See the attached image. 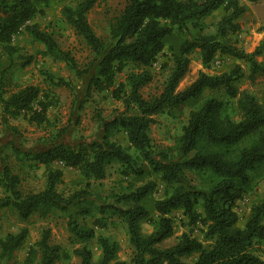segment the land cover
<instances>
[{
    "label": "trees",
    "instance_id": "1",
    "mask_svg": "<svg viewBox=\"0 0 264 264\" xmlns=\"http://www.w3.org/2000/svg\"><path fill=\"white\" fill-rule=\"evenodd\" d=\"M98 1L68 0L61 9L65 22L95 54L97 71L89 81L88 93L92 89L113 88L117 73L130 63L137 70L127 73L125 81L112 89V96L122 102L125 110L103 121L101 141L68 145L57 141L64 132L61 130L42 151L26 152L10 143L18 162L32 169L44 168L45 185L38 191H24L21 175L3 157L0 210L13 208L25 221L33 215L46 217L58 211L67 217L73 246L69 252L52 244L51 231L44 230L30 247L27 264L68 262L72 256H77L81 264H126L115 260L119 242L112 236L97 233L112 218L126 226L133 249L132 264H264L257 247L264 240V190L261 198L252 203L243 226L238 224L236 211L237 203L253 189L256 175L264 171V93L258 97L236 87L235 82L243 76L241 65L216 74L200 71L190 85L178 90L196 51L204 67H209L217 54L229 55L246 62L251 80L259 75L264 77V64L256 60L259 49L248 53L229 37L240 31L237 19L245 12V6L239 0H127L109 23L106 42L88 20ZM51 2L0 0L1 124L14 134L18 128L11 121L19 118L36 126L48 124L49 110L58 101L52 89L42 91L35 84H16L15 90L7 95L8 75L16 60L20 59L22 67L34 60V55H18L21 49L12 43L15 36L28 32L43 46L38 51L40 55L65 63L78 77L90 71V67L81 69L72 53L61 48L50 30L34 22ZM219 9L223 14L215 32H206L204 19ZM175 33L180 44L162 65L166 75L161 91L146 98L142 89L154 79L151 68L165 50V39ZM45 75L53 87L72 88V83L64 77L49 72ZM206 90H223L234 99L239 118L230 115L227 102L210 96L186 115L172 146L157 145L151 136L155 116L176 117L190 101L202 98ZM98 118L103 120L101 114ZM121 133L128 145L119 140ZM54 162L78 171L84 188L69 194L63 192L59 186L64 173L62 168L53 166ZM114 166L123 176L156 175L164 184L163 196L153 202L155 220L152 221L151 211L144 205L156 191V182L152 180L111 195L112 202L99 204L87 199L93 183L106 179ZM189 173L206 178V188L193 184ZM177 210L188 219L189 225H203L204 240L183 232L175 244L161 248L159 245L174 235L172 214ZM87 219H92V226L84 222ZM147 220L153 225L149 234L142 232V222ZM28 236V228L23 227L0 237V262L12 259ZM92 241L100 248L96 263ZM194 254L198 255L193 261L183 260Z\"/></svg>",
    "mask_w": 264,
    "mask_h": 264
},
{
    "label": "rangeland",
    "instance_id": "2",
    "mask_svg": "<svg viewBox=\"0 0 264 264\" xmlns=\"http://www.w3.org/2000/svg\"><path fill=\"white\" fill-rule=\"evenodd\" d=\"M67 2L68 0H52L50 5L45 8L44 14L37 15L34 19V22L39 23L42 28L50 30L61 48L72 53L81 69L90 67V71L87 74L78 77L65 65V63L55 60L51 57H43L40 55L38 51L43 49V46L36 42L32 36L28 34V32L22 31L19 35L15 36L12 43L20 47L21 50L20 54L18 55H34V60L31 64L25 67L20 65V59L16 60V64L10 68V73L8 75L10 82H8L7 86V95L15 90L16 84H35L39 86L42 91L52 89V91L58 97L57 103L50 108L48 113L50 122L46 125L44 124L39 126L41 130L39 128L34 130V128H32L33 126L22 118L11 121V123L16 125L18 128L17 135L21 141L19 145L33 146L34 142L47 143V137L41 136L44 130L50 131L49 138H53V140L55 135H58L61 130H64L61 136L63 134L65 135L68 130L66 135H68L69 138L71 136L70 139L75 141V143H79L80 141H88V139H84L85 137L88 138V135H85V133L89 129V126L94 123V119L98 117L97 115L99 113L102 114L104 118H106L113 115L116 111L120 112L119 110H125L122 102L112 96V89L125 81L127 73L137 69L133 66V64L130 63L123 69V71L117 73L115 78V86L113 88L105 89L103 91L92 89L88 93L87 85L90 81L89 79L91 75L95 74L97 71V61L91 48L63 19L61 9ZM126 2L127 0H99L89 12L88 20L91 26L93 27L96 34L104 41H109V23L121 12V10L126 5ZM206 21L208 22L206 24L207 26H210L213 23V19ZM207 28L208 30H206V32L209 33L210 31H213L214 27L211 25ZM165 44V50L151 68L154 73L153 81L142 89V93L146 98L151 95L158 94L161 91L162 82L166 75L162 65L171 56L172 51L178 48L180 44V37L175 33L165 39ZM237 65H243V63L240 64L231 59L219 57L217 62H213L209 65V67H204L202 64H198L197 52H195L192 54V61L189 71L186 74L184 81L182 80V85H190L198 76L200 71L216 74L224 71H230ZM45 72H49L56 77H64L68 79L72 83V88L65 86L53 87V85L48 83ZM242 74L243 76L238 80V89L249 91L256 96L261 97L264 93V79L261 76H257L254 80H249L247 78L249 69L245 65L242 67ZM210 96H216L219 99L227 102L230 115L234 119L239 118L236 102L234 99L229 98L223 90H206L202 98L199 100L190 101L185 106L183 112L177 113L176 117H171L167 114H161L158 116L156 115V122L152 125L151 129V136L154 142L157 145L163 147L172 146L174 144V137L179 132L180 126L185 120L186 115L192 109L199 107ZM99 99L104 100L105 106L97 107L95 109L94 105L97 101H99ZM89 101H91V105H93L90 109L89 116L85 118L82 117L80 123H77V118H73L72 121L74 123L69 124L68 122H70V119L75 115L74 114L71 115L70 119H68V122H63L69 113L72 114V112H69V109H71L70 106L72 104L73 107H75L76 103H78L81 106L84 105L85 108ZM87 108L88 107H86V109ZM93 112L94 114H92ZM75 120L77 124H75ZM69 126H75V128H71L72 130L69 132ZM37 133H39L40 136H36L38 135ZM24 137H27L28 139ZM30 137L32 138L29 139ZM37 137H43V139L41 140V138ZM119 140L124 145H128V141L124 134H119ZM9 142L14 143L13 140H10L5 142V144L1 147L0 163L1 159L5 157L13 170L21 175L22 187L24 191L29 192L43 189L45 185V177L43 174L44 168L40 167L32 169L29 168L26 163L18 162L15 159L11 146H9ZM6 143H8V145ZM63 173V182L59 186L63 192L69 194L84 188L82 176L78 171L69 168ZM188 175L193 184L206 188V178L197 176L193 173H189ZM150 180L156 182V191L151 195V197L144 201V205L151 211V218L153 221L157 218V214L153 210V202L155 199L162 197L165 191L164 184L159 181L156 175L145 174L143 176L137 177L133 175L126 177L121 175L117 170V167L114 166L110 169L109 175L106 179L93 183L92 188L90 189L91 193L87 199L90 201H95L99 204L104 203L105 201L112 202L111 195L123 193L130 190V188L143 185ZM263 190L264 171H261L256 175L253 189L237 203L236 211L239 216L238 224L240 226L245 224L252 203L258 201L261 198ZM73 211L75 210L73 209ZM172 217L174 218L175 232L173 237L161 244L162 247H167L174 244L177 237L183 232H189L199 240H204L202 232L203 225L201 223L189 225L188 219L184 217L180 210L173 212ZM79 220L81 221L82 219L79 217ZM84 222L90 226L93 225L92 219H87ZM23 227H27L29 230V236L25 244L16 251L12 259L0 262V264H27L26 261L30 247L41 238L43 231L47 229L51 231L50 242L52 244L60 245L69 252H71L73 249V246L69 240L70 233L67 228V217L58 211H53L46 217L33 215L29 220L26 221L23 220L18 212L13 208L3 209L0 211V237H3L10 232H18ZM152 230V223H150L148 220L142 222L143 233H149ZM97 233L109 235L115 238L120 244V250L116 255V259L124 261L127 264L130 262L133 249L129 243L126 226L121 220L112 218L109 221L107 227L103 229H97ZM208 243V241H204L205 245H208ZM91 247L93 249V261L96 263L100 257V248L96 241L91 242ZM257 247L259 254L264 258V240L259 242ZM195 257L196 255H193L186 259L188 261H193ZM56 264H81V260L77 256H72L70 261H60Z\"/></svg>",
    "mask_w": 264,
    "mask_h": 264
},
{
    "label": "crops",
    "instance_id": "3",
    "mask_svg": "<svg viewBox=\"0 0 264 264\" xmlns=\"http://www.w3.org/2000/svg\"><path fill=\"white\" fill-rule=\"evenodd\" d=\"M239 2H240L241 5L245 6V12H243V14H241V16L237 19V21L239 22V24L241 26L240 31H238V32H236L234 34H230V36H229L231 38V42L234 43L238 48L243 49L244 51H246L248 53H251V52L255 51L258 48L259 49V54L256 56V60L259 63L264 64V0H239ZM222 14H223L222 9H219V10L215 11L213 14L207 16L204 19L203 22L206 23V24L208 23L206 20L213 19V23L211 25H213L214 28H213V31H210L209 33L215 32V29H216V26L215 25L219 21V19L221 18ZM210 26L208 25V27H210ZM207 30H208V28H207ZM196 52H197V62H198V64L199 63L202 64V61H201V58H200V54H199L198 51H196ZM219 57L231 59L233 61H236L237 63H240V64L243 63V65L247 66L246 62H244L242 60H239V59H237L235 57H232V56H229V55H221V54H217V56L213 60V62H217ZM243 65H241V66L243 67ZM185 76L179 82L178 90H180V91L181 90H184L187 87L186 85L185 86L182 85V82L184 81ZM259 76H261V75H259ZM261 77L264 79L263 76H261ZM91 78H92V75H91L90 79ZM248 79L251 80L250 78H248ZM237 84H238V81L235 82L236 87H237ZM88 85H89V83H88ZM88 85H87V91H88ZM92 106L93 105H91V101H89L87 103V105H86V107H88L87 109H86V107L84 108V105L81 106L78 103H76V106L73 107V104H72L70 106L71 109H69V112H72V114L69 113V115L66 116V119H64L63 122H66V121L68 122V119H70L71 115H74L75 114L70 119V122H68V123L69 124L70 123H74L72 121L73 118H77V120H78L77 123H80L82 117L85 118V117H87V116L90 115V109H91ZM94 106H95V109L97 107L105 106L104 105V100L103 99H99V101H97ZM119 111L120 112H118V111L114 112L113 115H111L110 117H106V118H104L103 115L101 114V117L103 119L101 121H99V118L98 117L96 119H94V123H92L89 126V129L85 133V135H88V138L85 137L84 139L85 140L88 139L87 142H90V141H101V139L103 137V127H102V123H104V122L112 119L113 117L121 114L122 112H124V110H122V111L119 110ZM92 114H94V112ZM159 115H161V114H159ZM77 123H76V120H75V124H77ZM30 125L33 126L32 128H34V130H36L37 128H39V126H36V125H33V124H30ZM71 128L74 129L75 126H69V132H70V130H72ZM0 133H2V134H0V153H1V147H2V145H4L5 142H8L10 140H13L14 141L13 144L15 146H17L18 148H20L22 151H26V152H38V151L45 150L53 142L52 141L53 138H51V139L49 138L50 131L49 130L48 131H45L44 130L43 131V134L41 136L47 137V140H48L47 143H36V142H34L35 145L33 144V146H23V145H19L21 141L19 140L18 135L17 134H14L12 131H9V129L5 128L1 124V106H0ZM67 133H68V130H67L66 134ZM37 134L38 135H36V136H40L39 133H37ZM66 134L65 135L63 134L57 141L58 142L65 143V144H68V145H72V146L78 145L80 142H84V141H80L79 143L78 142L75 143V141H73V140L70 139L71 136L69 138L68 135H66ZM43 137H37V138H41V140H42ZM24 138L28 139L27 137H24ZM31 138L32 137H30L29 139H31ZM6 144L8 145V143H6ZM9 146H10V144H9ZM53 166L62 168L63 172L66 169H69L68 167H64L63 163H60V162H54L53 163ZM149 233H145V234H149ZM165 241H163V242H165ZM161 244L159 245L161 248H166V247H162ZM15 253H16V251H15ZM194 255H196V257H197L198 254H194ZM186 258H190V257H184L183 260L188 261ZM115 260L116 261H120V260H118L116 258H115ZM128 264H132L131 263V260H130V262H128Z\"/></svg>",
    "mask_w": 264,
    "mask_h": 264
}]
</instances>
